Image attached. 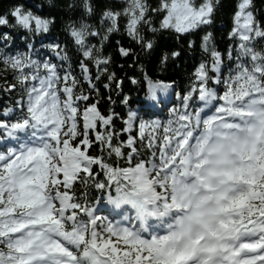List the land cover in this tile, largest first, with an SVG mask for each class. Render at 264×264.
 I'll list each match as a JSON object with an SVG mask.
<instances>
[{
  "label": "snow or ice",
  "instance_id": "snow-or-ice-1",
  "mask_svg": "<svg viewBox=\"0 0 264 264\" xmlns=\"http://www.w3.org/2000/svg\"><path fill=\"white\" fill-rule=\"evenodd\" d=\"M219 5L126 0L98 23L92 0L0 14V64L14 81L0 89L10 99L0 107V264H264V9L239 0L233 43L218 50L206 32L207 58L183 87L160 78L167 52L146 70L155 33H193ZM122 31L139 53L115 42L133 56V75L117 79L105 50Z\"/></svg>",
  "mask_w": 264,
  "mask_h": 264
},
{
  "label": "trees",
  "instance_id": "trees-1",
  "mask_svg": "<svg viewBox=\"0 0 264 264\" xmlns=\"http://www.w3.org/2000/svg\"><path fill=\"white\" fill-rule=\"evenodd\" d=\"M36 3L41 5L43 12L41 14H47L49 8H51L54 4H70L75 2L76 4L80 3V0H52V4L49 3V0H0V14H3L8 8L14 3H25L26 6L31 7L32 3ZM239 0H220V5L218 6L216 12L213 16V23L208 26H203L200 29L196 30L193 33H185V34H177L174 30L168 29H160L157 33H155L156 40V50L154 53V59L151 63L147 65V71L149 74H152L157 71V61L160 56H162L165 52L169 54V59L165 66V74L160 78L165 79H174L177 81L180 87H183L186 83L185 77L188 73H190L193 69L195 63H198L201 58H207L205 54L202 53V49L200 47L202 40L201 37L206 33L211 31L213 33L215 43L217 44L218 50L225 51L227 45L233 43L227 36L228 31H230L233 21L232 17L234 11L236 10V5ZM93 7L96 10L97 16L95 17V22H99V13H101L106 7L114 6L117 9H122L126 3V0H92ZM149 3L155 7L158 3V0H149ZM255 6L257 9H264V0H255ZM60 16L63 17V12L60 13ZM163 15L154 18V26L159 28V22L162 20ZM90 23L93 21H89ZM125 20L121 19L120 25L123 29L125 24ZM59 24H57L56 28L52 29V36L59 37L60 42L63 43V33L58 31ZM0 31H9L5 26L0 25ZM14 33V38L19 42V36H25L27 33L23 30L19 31V36H15L16 30H11ZM195 41L194 46L189 47L188 41ZM116 41H121L123 46H131L135 49L134 55L139 53V47L135 45L134 42L127 37V34L123 31L120 33H114L110 35V42L108 43L105 54H111L113 57L112 63L109 65V72L115 71L117 73V79H120L125 74L129 77L133 75L132 71H127L126 68L128 65L132 63L133 56H129L126 60L119 56L118 48L120 45L116 44ZM47 42V41H45ZM172 51H179V57L173 58L171 57ZM142 56L143 53H140ZM125 65V68H121L120 65ZM92 71L95 73V67L92 66ZM137 74L139 70L137 69ZM106 79V77H105ZM14 82L10 72H6L3 65L0 64V89L4 88L7 83ZM104 80H101L100 84L102 85ZM137 87L132 86L129 80H125L124 82V91L128 93L129 88H131V95H137ZM113 88L115 86L113 85ZM101 93L103 96V100L100 103L99 107L102 110H107L109 107V101L107 99L109 93L107 89H103L101 87ZM113 99H115L118 95L117 92L113 91L111 93ZM140 96H144V92L139 93ZM10 103L9 96L0 92V107L4 105H8ZM135 103V101H134ZM117 112L123 113L124 109L121 107L116 108ZM117 131L122 127V122L117 120ZM135 134V133H134ZM122 138L126 139V134L122 136ZM93 154H98L97 149L92 150ZM98 195V194H97Z\"/></svg>",
  "mask_w": 264,
  "mask_h": 264
}]
</instances>
